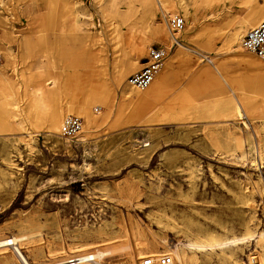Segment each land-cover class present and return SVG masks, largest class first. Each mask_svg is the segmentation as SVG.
<instances>
[{
    "label": "rangeland",
    "instance_id": "374dc122",
    "mask_svg": "<svg viewBox=\"0 0 264 264\" xmlns=\"http://www.w3.org/2000/svg\"><path fill=\"white\" fill-rule=\"evenodd\" d=\"M186 2L189 18L179 6L173 14L164 0H0V67L19 91L21 109L35 81L22 75L36 72L43 55L66 83L60 106L81 102L87 85L110 93L107 100L88 102L96 123L68 113L66 119L83 122L70 140L18 116L22 111L11 105L12 91L2 86L0 239L16 235L15 226L27 218L35 220L24 228L42 223V242L52 239L57 255L69 244L97 242L101 228L114 240L126 233L131 248L137 239L166 242L158 254L171 253L180 241L229 240L248 228L264 232V75L237 86L236 95L214 82H223L219 72L257 75L238 57L264 61L240 45L264 20V0H207L203 7ZM170 15L185 19L175 35L181 43L165 60L161 91L139 109L121 97L114 77L128 61L139 65L135 72L141 70L152 46L171 45ZM244 20L247 30L226 45ZM212 95L221 96L224 107L234 98L250 127L243 128L235 114L228 120L213 109H195L196 101ZM163 114L170 120L148 123ZM247 199L253 208L243 205ZM137 229L141 234L135 237ZM256 249L249 242L234 250L237 264H250ZM200 257L202 264H233L219 254Z\"/></svg>",
    "mask_w": 264,
    "mask_h": 264
},
{
    "label": "bare ground",
    "instance_id": "6f19581e",
    "mask_svg": "<svg viewBox=\"0 0 264 264\" xmlns=\"http://www.w3.org/2000/svg\"><path fill=\"white\" fill-rule=\"evenodd\" d=\"M15 1V0H14ZM25 1V0H18ZM195 5H199L203 7L206 5L207 0H193ZM165 6H167L173 14L177 12V6L184 11L186 18L190 17L191 8L186 0H164ZM67 6V5H66ZM261 17L264 18V9H262V13H260ZM259 15L255 18L257 19ZM176 16V15H170ZM181 16V15H180ZM260 18V17H259ZM254 19V20H255ZM264 21V20H263ZM262 21V22H263ZM261 22V23H262ZM245 20L241 22L242 26L236 31L232 32L228 35L226 40V45L231 46L239 41L240 36L247 30V26L244 25ZM260 23V24H261ZM259 24V25H260ZM188 25V24H187ZM257 25L256 27H258ZM254 27V29L256 28ZM157 31L163 35L165 33V27L161 26L157 28ZM185 31H188L185 30ZM249 32V31H248ZM247 32V33H248ZM246 33V34H247ZM245 34V35H246ZM244 38V37H243ZM242 39V38H241ZM241 43V40H240ZM241 45V44H240ZM177 47V46H176ZM182 47V46H181ZM143 50L142 48L140 49ZM239 63L244 68H248L249 70H254L257 72V75L241 74V73H233V72H219L222 77L221 82L217 77L214 78L215 84L218 86L222 85L223 87L230 88V91L233 95H236L238 92L237 86H241L246 81L256 80L257 77L264 75V61L250 58V57H238ZM36 64V72L30 71L28 74H23L22 77H28L29 79L34 78V85L30 87V89L26 90L25 98H26V109L22 108L17 103L19 91L13 90L10 82L6 81L5 70L0 67V117H2V86L11 90V97L15 100V102H11L16 110L22 111V113H18V116H23V118L33 126H36L37 123H43L52 133L60 134L62 132V126L67 116H69V112H74L79 116H84L86 118L87 124L90 125L92 123H96L94 117L88 110V102L95 101L96 99L107 100L110 96V93L104 87H91L85 86L83 90V100L78 102L76 105H72L73 103L66 104L68 106H60L58 104V98L61 96L63 92V86L66 84L63 82L62 76L55 73L47 64V56H39L37 57ZM139 65L135 61H128L125 65H123L114 77V82L120 90L121 97L125 100H128L134 103L137 108L141 109L146 107L151 101V99L156 96L161 91V81H163V73L162 69L155 75L152 83L145 89H140L134 86L130 80H127V77L132 73L138 70ZM52 70V71H51ZM258 77V78H259ZM33 79V80H34ZM39 79V80H36ZM87 84V83H86ZM70 85V84H69ZM78 85V84H74ZM139 89L136 90L135 88ZM222 88V87H221ZM9 97V96H7ZM229 99V98H228ZM231 98L227 102H225L226 107L222 106L224 103V99L219 95H212L206 98V100L196 101L195 109L204 108L207 111L213 109L216 112H221L220 117L226 118L230 120L236 115L238 121H241L243 128H249L250 124L247 123L242 114L241 106L237 105L234 100ZM223 100V101H222ZM236 100V99H235ZM10 104V103H8ZM70 105V106H69ZM30 110V113L24 110ZM254 109V108H253ZM197 112V110H196ZM228 112V114L224 113ZM168 114H163L161 118L150 120L148 123H162L168 119ZM1 119V118H0ZM64 135V134H63ZM148 145V144H145ZM254 166V165H253ZM246 189V188H245ZM251 191V190H249ZM252 193V192H251ZM244 206L254 207V204L247 199V201L243 202ZM169 219V218H168ZM34 218L22 219L21 222L16 225L17 234L6 237L2 239V249L0 250V258H2V262L0 264H11L13 262L12 255L14 254L17 261L20 263L21 259L16 254V250L11 246L12 244L17 245L16 247L20 250V254L24 260H26V264H46L44 262L49 261V258L52 257L55 261L51 264H74L70 263L72 261H76L77 259L84 258L87 254H91L94 259L98 262H103L107 264L105 261L111 260L113 264H127L132 263L136 258H142L145 253H149L151 257H156L162 254H168L173 257V264H202V260L200 254L207 256L210 254H219L221 259L224 262H231L233 264H237V253L234 251L239 247L248 244L249 242H255L256 245L260 248V250H255L250 256V264H264V260L262 259V253L264 254V232H254L247 229V232L242 237H236L229 240H218L216 237H212L210 240H195L194 242L184 243L179 242L177 245L173 246L174 250L171 253H162L158 254L156 248L164 245L166 242L160 243L157 240H140L137 239L135 246L133 248L130 247L127 241V234L120 237L118 240H114L110 233L105 228H101V230L95 235V239L97 242L87 243L86 245L79 244H69L62 252L58 255L55 254V250L51 247L53 245L52 239H45L43 244V238L41 234V230L43 229L42 223L37 224L34 230H26L24 225L27 223H33ZM37 223V222H36ZM252 226V225H251ZM249 227V226H248ZM147 228V227H146ZM153 230V229H152ZM149 231V230H148ZM141 234L139 229L133 232L135 237H138ZM2 232H0V236ZM198 236V235H197ZM236 236V235H235ZM1 240V239H0ZM67 243V242H66ZM28 245V251H23L21 249L22 246ZM172 245V244H171ZM251 245V244H250ZM171 248V247H170ZM12 251L11 255L9 251ZM92 251L90 253H85L86 251ZM161 251V250H160ZM256 254L255 256H252ZM147 257V256H146ZM60 258V259H58ZM115 261H112L113 259ZM30 259L32 261H30ZM144 259V258H143ZM51 260V259H50Z\"/></svg>",
    "mask_w": 264,
    "mask_h": 264
},
{
    "label": "built area",
    "instance_id": "2783aa9c",
    "mask_svg": "<svg viewBox=\"0 0 264 264\" xmlns=\"http://www.w3.org/2000/svg\"><path fill=\"white\" fill-rule=\"evenodd\" d=\"M169 27L171 30L172 43L170 46L158 44L151 47L148 57L146 58V63L144 67L131 74L129 77L130 82L140 88H147L153 81L155 75L163 68L165 60L169 55L170 51L181 43L175 35L180 32L184 25L185 19L183 16L176 15L170 16L168 18ZM241 47L249 52L256 53L260 57L264 58V21L255 29H251L242 39ZM1 60V58H0ZM82 119L77 116L68 117L62 126V132L70 140H75L78 134L82 130ZM11 246H16L12 244ZM16 247V254L21 259L20 264H26V260L20 254V250ZM2 249V239L0 240V250ZM70 263L74 264H105L103 262H98L91 254H87L82 259H77ZM173 257L168 254L158 255L156 257L147 256L141 262L136 264H173Z\"/></svg>",
    "mask_w": 264,
    "mask_h": 264
}]
</instances>
